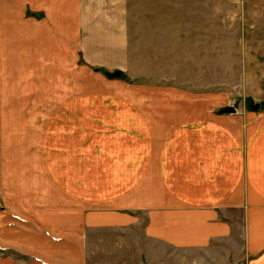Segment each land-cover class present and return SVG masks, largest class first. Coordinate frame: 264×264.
<instances>
[{"label":"crops","instance_id":"crops-1","mask_svg":"<svg viewBox=\"0 0 264 264\" xmlns=\"http://www.w3.org/2000/svg\"><path fill=\"white\" fill-rule=\"evenodd\" d=\"M132 1L0 0V97L55 74L65 100L39 111L63 114L39 153L0 106V264H264V103L204 118L174 95L128 104ZM26 145L42 187L22 185Z\"/></svg>","mask_w":264,"mask_h":264},{"label":"rangeland","instance_id":"rangeland-1","mask_svg":"<svg viewBox=\"0 0 264 264\" xmlns=\"http://www.w3.org/2000/svg\"><path fill=\"white\" fill-rule=\"evenodd\" d=\"M129 28L130 66L124 80L141 90L134 97L146 101L129 97L128 104L153 101L161 106L164 96L174 95L164 105L187 106L198 112L192 115L204 118L228 106L241 111L249 110L251 103H264V0H162L157 7L133 0ZM55 77L42 74L36 80L5 82L6 95L0 97L1 107L20 108L21 142L34 139L38 153L49 136L47 125L63 122L61 113L39 112L64 104L63 82L53 80ZM40 105L43 108H37ZM86 123L85 140L92 132ZM32 148L22 147L21 177L26 188L30 179L39 187L44 185L40 171L30 167ZM62 157L63 153H57L53 160L57 171ZM47 164L41 162L42 168L48 169ZM23 196L27 199L29 195ZM64 228L53 227L58 233Z\"/></svg>","mask_w":264,"mask_h":264},{"label":"water","instance_id":"water-1","mask_svg":"<svg viewBox=\"0 0 264 264\" xmlns=\"http://www.w3.org/2000/svg\"><path fill=\"white\" fill-rule=\"evenodd\" d=\"M105 74L109 78H119L121 76L122 72L119 70H116L113 72H106ZM249 107L252 110H257L259 108V103H253V104L251 103L249 105ZM235 111H236V109L233 106H228V107L220 109L221 113H233Z\"/></svg>","mask_w":264,"mask_h":264},{"label":"trees","instance_id":"trees-1","mask_svg":"<svg viewBox=\"0 0 264 264\" xmlns=\"http://www.w3.org/2000/svg\"><path fill=\"white\" fill-rule=\"evenodd\" d=\"M95 71H100L99 69H94ZM103 72H105V71H103ZM106 73V72H105Z\"/></svg>","mask_w":264,"mask_h":264}]
</instances>
